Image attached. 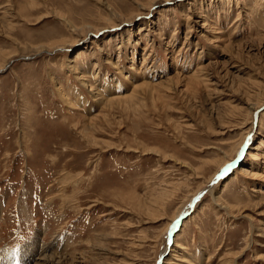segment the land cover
I'll list each match as a JSON object with an SVG mask.
<instances>
[{
  "label": "rangeland",
  "instance_id": "rangeland-1",
  "mask_svg": "<svg viewBox=\"0 0 264 264\" xmlns=\"http://www.w3.org/2000/svg\"><path fill=\"white\" fill-rule=\"evenodd\" d=\"M1 61L0 264H264V0H0Z\"/></svg>",
  "mask_w": 264,
  "mask_h": 264
},
{
  "label": "bare ground",
  "instance_id": "bare-ground-1",
  "mask_svg": "<svg viewBox=\"0 0 264 264\" xmlns=\"http://www.w3.org/2000/svg\"><path fill=\"white\" fill-rule=\"evenodd\" d=\"M141 16V15H140ZM74 28V27H73ZM72 29V28H71ZM61 45H63V44H61ZM61 45H58V46H52L51 48H50V50H52V51H55V50H61L62 48H63V46H61ZM40 49H38L37 51H39ZM45 52V51H44ZM38 53V52H37ZM3 55V54H2ZM3 62H4V60H2ZM1 61V62H2ZM2 62V63H3ZM4 63H6V62H4ZM1 64L0 65V71H2L3 69H4V67H5V64ZM140 88H148L147 86L145 87L144 85H141V86H139L138 87V89H140ZM141 90V89H140ZM263 105L261 104V103H258V104H256L252 109L254 110V112H256L258 109H260L261 107H262ZM264 107V106H263ZM252 110V111H253ZM256 115V114H255ZM254 116V113L252 114V117ZM254 118V117H253ZM245 127H246V125H245V123L244 124H242V126H241V130L242 129H245ZM243 131V130H242ZM249 132H247L243 137H242V139L240 140V142L238 143V145H237V148H236V150L234 151V152H238L239 150H241V152L242 151H244L245 150V148L247 147L246 145V143L244 142V141H247L246 139H247V137H250V134L252 133V129L250 128L249 130H248ZM248 142V141H247ZM245 143V144H244ZM249 143V142H248ZM260 146H261V144H260ZM235 147H233V149H234ZM148 150H151V149H147L146 151H148ZM255 150H256V148H255ZM145 152V151H144ZM160 152V151H159ZM146 153V152H145ZM258 156L260 157V158H258ZM251 159H257L258 158V160L257 161H261V163H263L264 164V161H262V160H264V155L262 156V155H258V153H252L250 156H249ZM230 164V165H229ZM234 163H229V161H224V162H222L221 163V165L218 167V170H217V172H216V174L212 177V179L210 180L211 182L213 181V182H215V181H217L218 179H220V175L221 174H223L225 171L226 172H228L231 168H232V165H233ZM226 165H229V166H226ZM234 167V166H233ZM246 170V169H245ZM241 171H244L243 169H241ZM225 174V173H224ZM254 175V177L255 178H259V179H262V180H264V175H262V174H260V175H257V174H253ZM215 184V183H214ZM210 186V185H209ZM213 188V187H212ZM212 188H207L208 189V191H211V189ZM198 198H195V199H193V201H191V206L190 205H187V208L185 209V210H180L179 212H178V214H173L174 215V217L170 220L171 222H170V224L168 225V227H167V229L169 230V238H171V237H173L174 236V231H176L175 229L178 227V224H179V222H180V220L181 219H183V217L184 216H186L189 212H190V210H192V208H194L195 206H196V204H197V202H198ZM229 208V207H228ZM229 209H231V208H229ZM154 212V211H153ZM171 223H173V226L170 228V225H171ZM258 224V223H257ZM171 233H173V234H171ZM176 245H179V244H176ZM44 261H46V260H44ZM72 261V260H71ZM47 262H50V261H47ZM49 264H58V263H56V262H52L51 261V263H49ZM60 264V263H59Z\"/></svg>",
  "mask_w": 264,
  "mask_h": 264
},
{
  "label": "water",
  "instance_id": "water-1",
  "mask_svg": "<svg viewBox=\"0 0 264 264\" xmlns=\"http://www.w3.org/2000/svg\"><path fill=\"white\" fill-rule=\"evenodd\" d=\"M221 177V176H220ZM171 234H173V233H171Z\"/></svg>",
  "mask_w": 264,
  "mask_h": 264
}]
</instances>
